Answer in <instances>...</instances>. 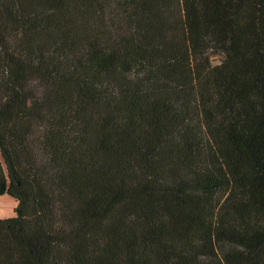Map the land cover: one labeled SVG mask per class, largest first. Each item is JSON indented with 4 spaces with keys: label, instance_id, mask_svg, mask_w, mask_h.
I'll list each match as a JSON object with an SVG mask.
<instances>
[{
    "label": "trees",
    "instance_id": "16d2710c",
    "mask_svg": "<svg viewBox=\"0 0 264 264\" xmlns=\"http://www.w3.org/2000/svg\"><path fill=\"white\" fill-rule=\"evenodd\" d=\"M2 194L0 264H264V0H0Z\"/></svg>",
    "mask_w": 264,
    "mask_h": 264
},
{
    "label": "rangeland",
    "instance_id": "374dc122",
    "mask_svg": "<svg viewBox=\"0 0 264 264\" xmlns=\"http://www.w3.org/2000/svg\"><path fill=\"white\" fill-rule=\"evenodd\" d=\"M221 60V55L216 54L211 56V61L213 64L218 63ZM15 204L16 207V200L8 195V194H2L0 195V214H12L14 215V211L12 208V205ZM12 216V215H11Z\"/></svg>",
    "mask_w": 264,
    "mask_h": 264
},
{
    "label": "crops",
    "instance_id": "0c3cea01",
    "mask_svg": "<svg viewBox=\"0 0 264 264\" xmlns=\"http://www.w3.org/2000/svg\"><path fill=\"white\" fill-rule=\"evenodd\" d=\"M12 208H13V210L15 209V204L12 205ZM11 215H13V212H12V214H0V218L11 216Z\"/></svg>",
    "mask_w": 264,
    "mask_h": 264
}]
</instances>
